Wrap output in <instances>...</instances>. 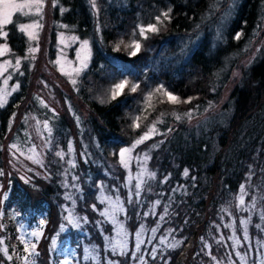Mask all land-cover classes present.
Returning a JSON list of instances; mask_svg holds the SVG:
<instances>
[{
    "label": "trees",
    "instance_id": "16d2710c",
    "mask_svg": "<svg viewBox=\"0 0 264 264\" xmlns=\"http://www.w3.org/2000/svg\"><path fill=\"white\" fill-rule=\"evenodd\" d=\"M55 1L54 19L66 25L69 32L88 39L91 45L90 65L80 76L76 92L88 105L81 115L85 127L80 133L69 126L64 115L54 118L51 149L43 154L47 172L44 183L37 179L25 183L8 170V192L0 203V264L10 263L3 257L2 248L12 251L16 244H10L9 229L16 222L10 218L11 212L18 219H32L34 215L44 219L43 245L32 261L58 263L59 254L51 237L61 224L58 210L65 203L66 186L59 171L66 167L68 158L55 159L59 157L55 154V131L64 139L71 133V138L79 136L88 144L83 152L82 141H73L76 162L69 173L83 189L73 204L79 225L60 234L58 241L63 245L68 240L66 243L77 250V264H92L83 259L84 247L98 254L97 264L112 259L101 235L111 236L112 229L101 221L103 202L95 200V191L101 186L98 183H107L109 191L122 188L126 172L118 165L116 155L154 123L158 134L134 151L149 157L147 166L155 177L132 201L120 190L125 206L121 220L127 231L132 235L139 228L148 232L156 229V259H152L153 252L147 248L143 263L211 264L212 256L223 264L235 260L231 258L229 229L223 225L224 217H231L225 213L229 208L226 206L235 204L241 185L251 192H264V0H95V7L92 0ZM60 9L64 12L60 13ZM169 9L170 20L157 25L159 31L148 33L147 39L136 34L137 26L156 24L155 18ZM16 25L13 22L6 26L7 41L11 49L20 50H12L15 55L24 57L25 38ZM237 33L241 34L238 40ZM132 40L140 45L135 56L131 55ZM262 40L261 51L255 50L250 60L249 51ZM54 44L55 39H50L48 49ZM44 50L41 43V52ZM246 59L247 67L243 64ZM240 66H244L242 74L235 77ZM35 73L34 65L29 72L24 70V86L0 108L2 171L8 160L7 146L19 129L17 123L9 126L20 104L31 101L28 93ZM124 78L129 84L116 99L103 95V101H97L92 96L99 92L98 84H114ZM131 84L138 85L135 92L131 91ZM161 87L178 97L179 104L154 100L141 109L143 93ZM188 100L190 103L185 102ZM204 115L209 117L202 121ZM33 138L37 141L34 133ZM60 146L65 148L66 143L60 141ZM185 169L188 176L184 175ZM148 189L152 193L147 194ZM254 229L251 226L253 236ZM47 234L50 239H45ZM165 235L170 244L182 243L175 250L164 247L159 238ZM256 250L262 252L260 247ZM131 261L129 255L117 262Z\"/></svg>",
    "mask_w": 264,
    "mask_h": 264
},
{
    "label": "rangeland",
    "instance_id": "374dc122",
    "mask_svg": "<svg viewBox=\"0 0 264 264\" xmlns=\"http://www.w3.org/2000/svg\"><path fill=\"white\" fill-rule=\"evenodd\" d=\"M17 2H22V0H17ZM55 6V0H43V7L39 15L35 14L34 9L32 10V14L27 16L20 15L18 13L14 14L13 22L17 23V31L24 35L25 38L24 57L15 55L12 52L13 50L16 53H20V50L18 48L11 49L7 41L8 33L6 37L0 35V47L6 46L8 49L3 55H0V69L3 68L6 62H11V66L7 68V71L0 73V92H2L4 89H7L10 93V95L7 96V102L3 107H5L10 102L11 98L20 91L21 85L22 87L24 86V76H26L24 75V70L29 72L33 69L34 65V70L36 71V73L33 75V79L30 81L28 93V96L32 101L28 100L27 105L20 104V106L16 109L14 117L11 121V126H9V128H11L12 125L17 123L19 129H16L15 136L13 135L11 138L12 143H9L7 146L6 154L8 155V160L5 171H3L4 175L0 176V203L6 198L7 195L5 196V193L7 194L8 192V188L5 186L6 181L11 178L10 172L8 170L14 171L12 174L20 177L21 180H19L25 183L32 180L35 181V179L43 180L44 183L46 180L45 178L47 172L44 168L43 154H46L44 150L51 149V133L53 128L52 122L57 115H64L67 118L66 121L68 122L69 126L73 127L74 130L79 129L80 133L85 127L82 122L81 115L85 114L88 105H84V103L76 96V94L79 92V78L90 65L91 45L88 39L80 38L76 33L69 32L66 25L54 19L53 12ZM63 12L64 10L60 9V13ZM36 22L41 25V27L35 30L37 39H30L27 33L20 31L19 25L32 24ZM9 25L10 24L6 26ZM6 26L3 28L4 32H7V29H5ZM140 27V25L137 26L136 34L143 38V36L139 34ZM148 33L150 32H146V35ZM52 38L55 39V44L53 46L51 45V50H49L48 43L50 39L52 42ZM85 41L87 42L86 47ZM41 43H43L46 48V50L43 52H41ZM135 43L138 42L132 40L130 44L133 47V50ZM262 46L263 40L259 41L257 45L251 48L249 51V54L251 55L250 60L255 53V50H259ZM31 49H36V51L32 52ZM50 54L51 56H49ZM47 56L51 57L50 62H48ZM248 57L249 56H247V58ZM16 60H20L19 66L16 65ZM244 62L247 63L245 64ZM244 62V66L247 67L249 60L246 59ZM244 66H240L237 70H235V77L240 78ZM61 67L64 69L63 72L61 71ZM76 68L81 69L79 74L73 71V69ZM65 73H70V75H66ZM5 80H7V84L4 83ZM29 80L30 79L28 77L27 82ZM73 80L76 81L75 84L72 83ZM124 81H127L126 86H128L129 80L126 78L121 79L114 84H98L99 92L92 96L96 97L97 101H103V95H108L111 97V91L113 90L114 86ZM16 85H19V87L13 92L12 89ZM133 85L131 84V86H129L130 89ZM229 90L230 87L225 91V96L228 94ZM154 100L163 103L168 102L172 105L179 104V102L169 101L168 97L163 91L157 92L154 90L143 93L141 109L149 107L150 104L154 103ZM211 114L212 113H209V116H212ZM209 116H202V121ZM17 120H19V122ZM45 122H47L48 128L51 129L50 133L48 129L44 127ZM134 124L135 122L133 125ZM33 133L37 141H35L34 138L31 139V135H33ZM18 135H21L22 137H18ZM55 138V147L57 150L55 154L58 152L63 153L62 158L59 156L55 157V159H68L66 161V167L59 171L62 183L64 186H66L64 187L66 190L64 198L65 203L58 210V217L61 220V224L53 233L51 237V244L59 254L57 264H77V250L66 243L68 240H65V243L62 245L58 241V238L60 234L69 233L71 228H76L79 225V216L75 211L74 205L75 197L77 194H81L83 189L81 188L82 186L76 182L75 178L69 176V173L73 171L72 165L76 162V147H74V142H76V140L77 142L79 140L82 141L81 146L83 147V152L84 149L86 150V147H88V144L79 136L73 135L71 138V133L69 137L64 139V137L60 136L59 132L55 131ZM60 141L66 143L65 148L60 146ZM13 144L17 145L16 149L11 147ZM75 144L77 147H79L78 143ZM69 146H71V151L69 150ZM119 152L116 155L117 163L126 172V177L123 181L122 188H113L112 191H109L107 183H98V186H101L95 191V200L97 202H103V206L100 210L101 212H99V215L103 219L101 221L105 223L107 222L112 229L111 236L106 237L101 234L104 248L107 254L112 257V259H106L105 264H114V262L115 264H118V259L125 260L127 257H129V255L132 259L131 264H144V250L149 248L152 252L155 249L156 252L159 249V246L154 244V234L151 232V230L148 232L143 228H139L134 232V234L131 235L124 226L121 220V215L125 214V206L123 205L124 196L127 197L129 201L134 200V198H136L145 188L147 182L152 179L147 175V173L152 172L147 166L148 159L145 161L143 159L144 155L136 154L135 151L132 153L133 159L129 161L128 167H123L119 163ZM84 156L85 155L82 153V157ZM29 157H32V159H29ZM136 157H139V159ZM145 169L147 172H145ZM15 171H18L19 173ZM107 176L110 177L109 174ZM9 181L10 179L8 180V185ZM88 182L89 180L87 179V185ZM138 183L140 184L139 189L136 188ZM35 185V187H37L38 182ZM240 189L237 196L235 197V204L232 206H226L229 208H227L225 213L231 214V217H224L223 225L229 229L228 238L232 247L231 245L229 246L233 254V257L231 258H235V260H230L228 263L224 264H242V262L236 256L237 252H239L241 255L248 253V264H253V260L256 261V264H260L259 255L261 251H257L256 248H261V244H264V219H262V217H264V192H253L254 189H251V192L250 188L244 186L245 203L244 205H240L239 198L242 194ZM120 190L123 192V194H125L124 196H121L122 194L120 193ZM146 193L150 194L152 192L150 189H148ZM151 210H156V205H153ZM10 218L16 221L12 225V228L9 229V233L11 234L10 244H16L12 251L6 248L8 253L12 252L9 254L12 256L11 260L8 259L10 262L9 264H13V262H16V264H25V261L22 259V257L28 255L24 252L25 245L27 244L30 246L31 244H35V251L38 253L40 245H43V237L46 234L44 232L45 222L44 219L39 220L36 215H34V218L32 219L28 216H23L21 219H18V216L15 214V212L10 213ZM254 220H256V226H254ZM41 221H43V223ZM245 221L247 223H243ZM257 225H259V227H257ZM251 226L253 229L257 228V230L254 229L256 233L254 236L250 231ZM245 229H247V239H244ZM33 232L40 233V235L38 237L33 236ZM137 233H140L139 240L137 239ZM161 238L166 239L167 243L164 244V247H167V245L170 244L168 242L170 241L169 236L165 235L160 237L159 241ZM45 239H50L48 234L46 235ZM237 241H239V243H237ZM120 243L126 245V247L123 249L125 253L124 255L120 254V247H116L115 252L113 251V246L119 245ZM138 243L139 250H137L136 247ZM3 249L5 248H2V250ZM261 250L264 252V248H261ZM3 257L6 256L4 255ZM33 257L34 256L28 257V264H35V261H32ZM83 259L85 261H90L92 264H97L99 262L98 254L94 251H91L89 247L83 248ZM31 261L33 263H31ZM217 262H219V264H223V262L220 261H214L211 264H217Z\"/></svg>",
    "mask_w": 264,
    "mask_h": 264
},
{
    "label": "snow or ice",
    "instance_id": "6c2138e0",
    "mask_svg": "<svg viewBox=\"0 0 264 264\" xmlns=\"http://www.w3.org/2000/svg\"><path fill=\"white\" fill-rule=\"evenodd\" d=\"M92 5L93 7H95V0H92ZM43 7V0H22V2H17V0H0V35H3L4 37L7 36V32L3 31V28L8 25L13 23V16L14 14L18 13L20 15H30L32 14V10H35V14L39 15L41 12V9ZM171 9H169L168 11H164L162 12L159 16H157L156 19V24H149L146 27L145 26H141L139 29V34L141 36H143L145 39H147L146 36V32H157L159 31V28L157 27V25L163 24L164 20H170V13ZM39 27H41V25H39L38 22L36 23H32V24H21L19 25L20 31L21 32H25L27 33V35L29 36L30 39H37V34H36V29H38ZM241 34L237 33L235 36V39H240ZM87 46V42L85 41V47ZM8 49L6 48V46H2L0 47V55H3ZM140 50V45L139 43H135L134 44V50L132 51L131 55L135 56L137 54V52ZM32 52H35L36 49H31ZM34 58V57H33ZM59 63V62H57ZM20 64V60H16V65L19 66ZM83 64V61H82ZM11 66V62H6V64L3 66L2 69H0V73H2L3 71H7V68ZM86 66V65H84ZM61 71L63 72L64 69L63 67H61ZM73 71H75L77 74H79V72L81 71L80 68H76L73 69ZM66 75H70V73H65ZM5 84H7V80L4 81ZM73 84L76 83L75 80L72 81ZM127 85V81L121 82L117 85L114 86L113 90L111 91V98L112 99H116V97L122 92V90L125 88V86ZM19 87V85H16L12 91H16V89ZM138 85H133L131 87V91L135 92L137 90ZM157 92H164V94L168 97V100L171 102H179V98L173 96L171 93L167 92L166 90H164L162 87L156 89ZM10 95V93L8 92L7 89H4L2 92H0V107H3L4 104H6L7 102V96ZM190 103V100L185 101ZM189 116V118H191V112H189L187 114ZM177 119H180V117H177ZM162 122V121H160ZM44 127L46 129H48L49 133L51 132V129L48 128V124L47 122H45ZM135 127H139V123L137 122L135 124ZM157 133V129L155 126V123L150 126L147 130V132H145L142 136H140L138 139H136L132 145L130 147H125L122 148L119 152V163L127 168L129 165V161L131 159H133L132 153L133 151L137 148V146H139L140 144H143L146 140L150 139L153 135H156ZM162 143V141H161ZM11 147L13 149L17 148V145L13 144L11 145ZM153 147H156V145H153ZM69 150L71 151V146H69ZM57 156H60L61 158L63 157V153H57ZM137 159H139V157H136ZM149 157L145 154V156L143 157V159L146 161ZM29 159H32V157H29ZM145 172H147V170L145 169ZM188 170L185 169L184 171V175L188 176ZM4 175L3 171L0 170V176ZM147 175L150 178H154L155 177V173H147ZM136 188L139 189L140 188V184L138 183L136 185ZM241 196L239 198V203L240 205H244L245 200H244V186L241 185ZM7 194L5 193V196ZM157 203H159V201H157ZM254 206V205H253ZM161 219H163V217H161ZM262 219H264V217H262ZM43 223V221H41ZM243 223H247L246 221ZM257 227H259V225H257ZM153 232L156 231L155 228L152 229ZM33 236H39L40 233L37 232H33L32 233ZM139 235L140 233H137V239L139 240ZM247 229H245V236L244 239H247ZM201 240H203V237H201ZM142 242V241H141ZM0 243H2V241H0ZM160 243L162 245L166 244V239L161 238ZM182 243V241H178L176 243L173 244H168L167 246L173 250H175L180 244ZM237 243H239V241H237ZM116 247H120L121 248V255H124V251L123 249L126 247V245H124L123 243H120L119 245L113 246V251L115 252V248ZM137 250H139V243L136 245ZM207 247V245H206ZM261 248H264V244H261ZM36 249V245L35 244H31L29 245H25L24 248V252L27 253L28 255L22 257V259L25 261V264H28V257L29 256H36L38 255V253H36L35 251ZM3 254L7 257V259L11 260L12 256L8 254V250L5 248L2 250ZM209 256H211V252L207 253ZM236 256L239 258V260L242 262V264H248V253H245L244 255H241L239 252L236 253ZM214 261L216 260V257L212 256L211 257ZM152 259L155 260L156 259V255H155V249L153 250L152 253ZM259 260H260V264H264V252H260L259 255ZM115 264V262H114ZM167 264V262H166ZM217 264H219V262H217ZM253 264H256V261L253 260Z\"/></svg>",
    "mask_w": 264,
    "mask_h": 264
}]
</instances>
